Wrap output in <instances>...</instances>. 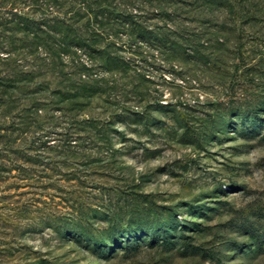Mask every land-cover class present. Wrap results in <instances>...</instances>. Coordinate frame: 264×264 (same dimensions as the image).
<instances>
[{
	"label": "trees",
	"instance_id": "obj_1",
	"mask_svg": "<svg viewBox=\"0 0 264 264\" xmlns=\"http://www.w3.org/2000/svg\"><path fill=\"white\" fill-rule=\"evenodd\" d=\"M255 29L253 37L243 36ZM263 33L264 0H0V162L14 166H0V174L17 170L41 185L35 170L49 166L51 154L98 156L103 146H113V126L156 127L169 113L183 128L181 140L198 136L206 142L228 132V120L236 125L238 118L247 123L262 119L264 88L253 97L237 96L232 79L227 102L201 103L177 100L174 91L165 99L162 87H182L167 75L197 80L200 87L205 79L222 78L214 84L226 87L228 68L248 65V42L242 36L264 49ZM254 67L247 70L253 82ZM204 105L211 108L204 111L209 119L195 127L189 114ZM93 106L99 116L81 113ZM65 175L70 181L86 177L80 171ZM30 206H21L22 218L34 215ZM63 209H46L37 215L39 224L56 225L58 234L85 236L97 246L109 239L129 246L142 235L170 244L180 225L174 211L171 219L143 212L137 220L132 213L123 222L121 208L109 213L115 231L96 235L99 215L87 211L77 196ZM134 222L140 227L134 229ZM190 227L200 230L198 222L179 230Z\"/></svg>",
	"mask_w": 264,
	"mask_h": 264
},
{
	"label": "rangeland",
	"instance_id": "obj_2",
	"mask_svg": "<svg viewBox=\"0 0 264 264\" xmlns=\"http://www.w3.org/2000/svg\"><path fill=\"white\" fill-rule=\"evenodd\" d=\"M255 33L258 30L243 36ZM243 36L248 42V65L241 69L231 63L230 76L224 83L227 88L214 84L223 82L222 78L212 82L205 79L200 87L197 80L190 82L167 75V79L182 87L163 86L164 98L170 99L174 91L177 100L225 103L232 79L237 85V96L253 97L261 91L263 44L257 45V41L253 43ZM234 37L232 43L237 47ZM250 67L256 70L255 82L254 77L247 76ZM198 109L189 114L195 127L206 123L209 117L204 111L211 108L204 105ZM81 113L97 117L100 110L93 106ZM162 117L164 123L160 127L113 126V146H103L98 156L84 152L80 157L65 159L63 155L51 154L54 159L48 162L49 166L35 170L42 177L41 185L33 184L29 174L17 170L0 174V264H264V104L259 115L262 119L247 123L238 118L234 125L228 118L224 128L228 132L213 142L198 136L181 140L183 128L174 114ZM202 119L205 121L200 122ZM11 162H0V166L12 168ZM69 171H80L86 177L82 182L70 181L65 175ZM76 196L87 211L99 215L95 220L96 235L115 231L109 213L121 208L125 214L123 222L132 213L137 220L143 212L147 216L163 213L171 219L174 211L180 225L170 244L142 235L141 241L129 246L127 241L115 244L112 239L105 246H97L86 242L85 236L58 234L56 225L39 224L37 215L42 217L46 209L65 210L63 207L71 205ZM37 199L41 203L35 202ZM24 203L35 211L30 218L20 215ZM193 222L200 224V230H179L181 225ZM134 225V229L140 227L136 222Z\"/></svg>",
	"mask_w": 264,
	"mask_h": 264
}]
</instances>
